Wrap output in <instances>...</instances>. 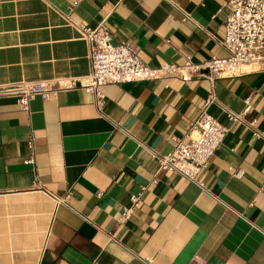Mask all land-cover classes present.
I'll list each match as a JSON object with an SVG mask.
<instances>
[{
	"label": "crops",
	"instance_id": "1",
	"mask_svg": "<svg viewBox=\"0 0 264 264\" xmlns=\"http://www.w3.org/2000/svg\"><path fill=\"white\" fill-rule=\"evenodd\" d=\"M227 1L0 0V85H60L24 111L0 96V264H264V70L105 84L100 111L81 86L79 24L104 22L151 67L203 63L227 55ZM211 97L226 134L208 167L194 181L161 170L152 153L188 142Z\"/></svg>",
	"mask_w": 264,
	"mask_h": 264
},
{
	"label": "built area",
	"instance_id": "2",
	"mask_svg": "<svg viewBox=\"0 0 264 264\" xmlns=\"http://www.w3.org/2000/svg\"><path fill=\"white\" fill-rule=\"evenodd\" d=\"M227 13L223 19L224 35L221 46L227 55L222 58L211 57L203 63H194L187 55L182 65L164 63L159 66H148L138 57L137 50L127 41L114 42L108 27L101 22L93 27L81 23L78 26L88 43L90 73L81 86L93 95L97 110L104 104V95L100 87L110 83H127L150 81L164 78H178L183 82L192 78L213 80L218 77H234L252 70H264V0H228L225 5ZM76 79L63 83V88L75 87ZM54 88H60L57 82L36 81L18 82L0 85V96H13L24 110L34 96L47 99ZM213 97L207 99L196 120L190 125L188 142L177 136L171 137L172 150L165 154L152 153L165 171L178 173L185 180L194 181L195 177L205 170L211 157L223 143L226 128L207 112ZM243 112L249 110L247 101ZM241 114L228 112L229 120H240ZM33 149V139L27 141ZM34 155L25 163L34 164ZM156 180L154 179L153 182ZM201 186V184H199ZM144 189V187L142 188ZM131 206L125 208L119 221L128 219L139 201V195L130 197ZM144 262L150 263L145 257ZM190 264H197L192 262Z\"/></svg>",
	"mask_w": 264,
	"mask_h": 264
}]
</instances>
